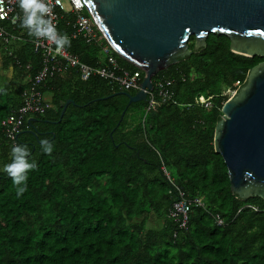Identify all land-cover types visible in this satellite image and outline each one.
<instances>
[{"label": "trees", "instance_id": "trees-1", "mask_svg": "<svg viewBox=\"0 0 264 264\" xmlns=\"http://www.w3.org/2000/svg\"><path fill=\"white\" fill-rule=\"evenodd\" d=\"M67 20L60 22L61 35L72 31ZM69 39L67 48L82 61L106 63L100 45L82 36ZM195 46L191 35L193 52L154 76L172 80V99L157 96L144 120L147 102L127 107L122 92L135 89L99 75L83 80L75 70L50 79L44 91L52 93V106L18 133L17 144L27 146L37 165L20 196L4 171L14 144L1 122L24 85L0 88V264H264V198H241L232 190L214 143L229 98L223 87L245 84L264 56L234 52L231 37L219 32ZM0 48L4 67L12 66L19 82L29 63L31 72L39 69L41 56L31 44L17 46L12 56ZM112 52L121 67L144 75ZM200 95L212 96V105L198 103ZM66 98L75 103L61 118ZM42 139L53 145L51 154L43 152ZM176 185L187 199L204 202L192 204L187 227L170 215Z\"/></svg>", "mask_w": 264, "mask_h": 264}, {"label": "water", "instance_id": "water-1", "mask_svg": "<svg viewBox=\"0 0 264 264\" xmlns=\"http://www.w3.org/2000/svg\"><path fill=\"white\" fill-rule=\"evenodd\" d=\"M83 2L116 53L144 72L141 89L135 94L122 91L129 96L127 107L147 101L154 76L193 52L191 35L196 36L195 48L205 45L211 32H219L231 37L234 52L264 56V0ZM69 103L75 100L61 102V118ZM222 113L214 143L228 166L231 188L241 198H264V61L250 70L245 84L224 103ZM124 114L125 110L121 119Z\"/></svg>", "mask_w": 264, "mask_h": 264}, {"label": "built area", "instance_id": "built-area-1", "mask_svg": "<svg viewBox=\"0 0 264 264\" xmlns=\"http://www.w3.org/2000/svg\"><path fill=\"white\" fill-rule=\"evenodd\" d=\"M45 2L47 3L49 0H45ZM67 2L69 6L66 5L65 0H50L52 15L48 18L52 20L57 31L61 20L68 19V23L73 25V31L68 37L76 38L82 36L88 42L100 45L103 53L107 56V62L105 65L93 66L83 62L78 55L72 53L67 47L57 52L55 45L51 41L32 37L30 41L35 51L42 54V67L30 79L31 85L22 92V100L19 107L4 117L1 122L4 136L14 145L17 144L18 133L26 119L36 114H44L49 107L40 85L48 78L62 73L70 67L77 69L84 80L99 75L122 89H135L138 91L142 88V71L132 72L119 65L116 55L112 52V50H115L111 44L97 27L88 11L87 13L83 12L86 9L83 0H67ZM0 16L3 17L0 19V42L7 49L12 41L24 39L23 36L16 34L12 30L21 24L23 18V12L19 7L18 0H3V3L0 4ZM12 53V50H10L9 54ZM237 84L239 87L241 86L240 81H237ZM171 85L172 80L167 77H160L154 81V89L148 90V110L155 105L157 95L172 99ZM236 91L237 89L233 90V93L235 94ZM211 99L212 96L200 95L196 98V101L205 107H210L212 105ZM165 172L173 181L166 168ZM176 189L178 199L173 202L170 215L179 223L180 227H187L192 204L204 205V202L198 197L189 200L185 197V191L180 186L176 185ZM217 220L219 223L223 222L218 215Z\"/></svg>", "mask_w": 264, "mask_h": 264}, {"label": "clouds", "instance_id": "clouds-1", "mask_svg": "<svg viewBox=\"0 0 264 264\" xmlns=\"http://www.w3.org/2000/svg\"><path fill=\"white\" fill-rule=\"evenodd\" d=\"M3 0H0V4ZM19 7L23 12L21 26L27 29L30 36L44 38L55 45L57 52L62 51L66 46H71V40L67 34H59L57 28L48 17L52 15V7L45 0H18ZM3 17L0 16V19ZM43 152L51 154L53 145L46 139L41 140ZM30 152L26 145L15 144L11 148V163L5 165L4 171L12 179L13 185L17 188V196L27 190L28 172L36 169L35 161H29Z\"/></svg>", "mask_w": 264, "mask_h": 264}, {"label": "crops", "instance_id": "crops-1", "mask_svg": "<svg viewBox=\"0 0 264 264\" xmlns=\"http://www.w3.org/2000/svg\"><path fill=\"white\" fill-rule=\"evenodd\" d=\"M73 21V20H72ZM66 24H68V25H70L71 27H72V31H73V25L72 24H69L68 23V21H66ZM58 29H59V27H58ZM13 30V32H15L16 34H18V35H21V36H23L24 37V39H22V40H14V41H12L9 45H8V48L6 49L5 47V49L7 50V54L9 55V56H12V55H10L9 54V51L10 50H12V52L13 51H15V49H16V47L17 46H19V45H25V44H31L32 46H33V44H32V42L30 41L31 40V38L33 37V36H30L29 34H28V31H27V29H24V28H22V26H21V24L20 25H18V26H16V28L15 29H12ZM71 31V32H72ZM58 32H59V30H58ZM60 33V32H59ZM71 34V33H70ZM84 38V37H83ZM85 39V38H84ZM90 43V42H89ZM0 45L2 46L3 45V43H1L0 42ZM4 46V45H3ZM67 47V46H66ZM33 51L35 52V53H38V54H40V56H41V64H40V67H39V69L42 67V64H43V57H42V54L40 53V52H36L35 51V48H34V46H33ZM0 52H2L1 51V48H0ZM3 54H2V63H3V66H4V59H5V55H4V52H2ZM14 57L16 58V62L19 64V65H21V63H20V60L17 58V55L15 54L14 55ZM79 57V56H78ZM80 58V57H79ZM84 62V61H83ZM107 62V61H106ZM86 63V62H85ZM106 64V63H105ZM105 64H102V65H105ZM31 63H29L28 64V66H27V75L26 76H24V78L22 79V81L21 82H19V83H21V84H23L24 85V87L22 88V90H21V92H20V94L18 95L19 96V98H18V104H17V106H16V108L14 109V110H16L18 107H19V105L21 104V100H22V98H21V94H22V92L26 89V88H28L30 85H31V81H30V79L33 77V76H35V74L39 71V69L35 72V73H33V72H31ZM22 68V67H21ZM8 69H10L11 71H12V73H13V77H14V74L16 73V71L13 69V67L11 66V67H8ZM70 70H75L77 73H78V75L80 76V73L77 71V69H75V68H73V67H70V68H68V70H66V71H64V72H62V73H58V74H56L55 76H53V77H50V78H48L47 80H45L41 85H40V89L42 90V92H43V94H44V98H45V100L49 103V107L47 108V109H49L51 106H52V93L51 92H49V91H44V87H46V85H47V82L50 80V79H52V78H54V77H57V76H60V75H62V74H64V73H67V72H69ZM143 77H144V75H143ZM80 78H81V76H80ZM82 79V78H81ZM84 80V79H83ZM19 85V84H18ZM18 87V86H17ZM122 89V88H121ZM11 91H13V92H15V90H11ZM48 93H50V97H49V100L46 98V94H48ZM157 96H160V95H157ZM156 96V97H157ZM67 99V98H66ZM145 102H147V106H146V112H145V116H144V118H143V120L145 119V117H146V114L152 109H150V110H148V99H147V101H145ZM63 109V108H62ZM36 115H38V114H36ZM30 117H35V115L34 116H30ZM29 117V118H30ZM28 118V119H29ZM28 119H26V120H28ZM26 122V121H25ZM169 172V171H168ZM170 174V173H169ZM170 177H171V175H170Z\"/></svg>", "mask_w": 264, "mask_h": 264}, {"label": "rangeland", "instance_id": "rangeland-1", "mask_svg": "<svg viewBox=\"0 0 264 264\" xmlns=\"http://www.w3.org/2000/svg\"><path fill=\"white\" fill-rule=\"evenodd\" d=\"M65 3L66 5L69 6V3L67 2V0H65ZM84 13H87V10L84 9L83 10ZM2 52H0V88L5 86L7 83H10L14 86V88L16 89L18 84H19V81L16 80L14 77H13V73L10 69L8 68H5L3 66V63H2ZM237 84V83H236ZM238 85V84H237ZM233 90L235 89H232L230 87H226L224 86L223 87V93L224 94H227L229 95V97L233 96ZM49 97H50V93L46 94V98L49 100ZM137 117H138V114H137Z\"/></svg>", "mask_w": 264, "mask_h": 264}]
</instances>
